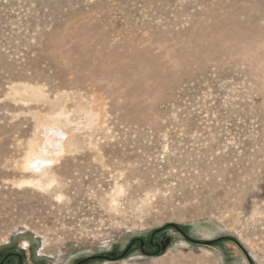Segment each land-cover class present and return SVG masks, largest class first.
<instances>
[{"label": "rangeland", "instance_id": "1", "mask_svg": "<svg viewBox=\"0 0 264 264\" xmlns=\"http://www.w3.org/2000/svg\"><path fill=\"white\" fill-rule=\"evenodd\" d=\"M253 3L264 11L0 0V251L23 264H264Z\"/></svg>", "mask_w": 264, "mask_h": 264}, {"label": "bare ground", "instance_id": "2", "mask_svg": "<svg viewBox=\"0 0 264 264\" xmlns=\"http://www.w3.org/2000/svg\"><path fill=\"white\" fill-rule=\"evenodd\" d=\"M238 1V0H237ZM253 8L252 9H255L256 11L258 10V7L259 6H255L254 5V3H253ZM238 7V6H237ZM244 7V6H243ZM239 9V8H238ZM259 11V10H258ZM264 17V11L262 12V11H259V12H256V14H255V11H251V15L249 16V21H251V20H259V19H261V18H263ZM252 22V21H251ZM257 23V22H256ZM254 24H255V22H254ZM259 27V26H258ZM262 28V27H261ZM256 31V30H255ZM253 35L254 34H256V32H254V33H252ZM261 34V33H260ZM252 40H253V42L255 41V42H257L258 40H257V38H255V37H253L252 36ZM238 49V48H237ZM240 51V50H239ZM168 53V52H167ZM242 53V52H241ZM164 58V57H163ZM169 61H170V59H169ZM177 66V65H176ZM61 113V112H60ZM48 121V120H47ZM54 121V120H53ZM52 122V121H51ZM50 126V125H49ZM55 127V125H53V126H51V128H54ZM55 129H57L56 127H55ZM59 130L57 129V131L55 130V131H53V136L51 135L50 137H49V139H48V142H47V145H48V147H51V146H58L59 145V143H61V140H60V138H59ZM65 135V134H64ZM64 138V137H63ZM67 138V137H66ZM65 138V139H66ZM66 140H64V142H65ZM60 146V145H59ZM65 147V146H64ZM62 148V147H61ZM47 161V160H46ZM48 162V161H47Z\"/></svg>", "mask_w": 264, "mask_h": 264}, {"label": "flooded vegetation", "instance_id": "3", "mask_svg": "<svg viewBox=\"0 0 264 264\" xmlns=\"http://www.w3.org/2000/svg\"><path fill=\"white\" fill-rule=\"evenodd\" d=\"M17 260V264H23V255L14 250L0 251V264H12Z\"/></svg>", "mask_w": 264, "mask_h": 264}, {"label": "water", "instance_id": "4", "mask_svg": "<svg viewBox=\"0 0 264 264\" xmlns=\"http://www.w3.org/2000/svg\"><path fill=\"white\" fill-rule=\"evenodd\" d=\"M215 240H217V239L209 240V241H208V242H209L208 244H213L212 242L215 241ZM139 242H140V244H141V247H144V245H145L144 241H143V240H139ZM151 244H156V242L152 239V240H151ZM168 244H169V240L166 241V243H163V242H162L161 245H160V244H157V246L159 247V250L161 251V250L165 249L166 246H167ZM131 247H132V246H129V248H127V250H126L125 253H127V252L131 249ZM99 257H101V258H105V259H110V258H112L111 256H99ZM88 260H89V259H83V260H81L80 262H78L77 264H83V263L87 262Z\"/></svg>", "mask_w": 264, "mask_h": 264}, {"label": "trees", "instance_id": "5", "mask_svg": "<svg viewBox=\"0 0 264 264\" xmlns=\"http://www.w3.org/2000/svg\"><path fill=\"white\" fill-rule=\"evenodd\" d=\"M180 231H184L183 229H179ZM188 239H190L192 242H197L196 240H194V239H191V238H189L188 237ZM226 238H218L217 240H215V241H213L212 243H218V242H221V241H223V240H225ZM228 239V238H227ZM233 242H235L238 246H239V248L241 247V245L239 244V242H237L234 238H230ZM198 243H203V244H208L209 242L207 241H200V242H198ZM243 248L241 247V250H242ZM243 252H244V250H242ZM246 254V253H245ZM95 258H101V257H95ZM111 260L113 259V258H110ZM248 260H249V262H250V264H254L253 262H252V260L248 257Z\"/></svg>", "mask_w": 264, "mask_h": 264}]
</instances>
